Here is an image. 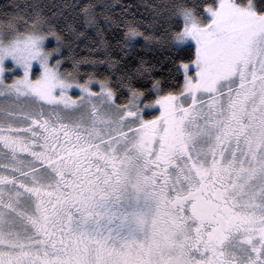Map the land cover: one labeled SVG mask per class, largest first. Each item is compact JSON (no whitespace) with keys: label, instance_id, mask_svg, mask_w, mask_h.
I'll use <instances>...</instances> for the list:
<instances>
[{"label":"snow or ice","instance_id":"1","mask_svg":"<svg viewBox=\"0 0 264 264\" xmlns=\"http://www.w3.org/2000/svg\"><path fill=\"white\" fill-rule=\"evenodd\" d=\"M34 7L24 31L0 28V42L42 33L0 52V264H264V0H170L143 22L89 0L64 32L93 29L103 59L77 58ZM6 55L24 66L11 83Z\"/></svg>","mask_w":264,"mask_h":264},{"label":"trees","instance_id":"2","mask_svg":"<svg viewBox=\"0 0 264 264\" xmlns=\"http://www.w3.org/2000/svg\"><path fill=\"white\" fill-rule=\"evenodd\" d=\"M98 2V0H95ZM105 2L115 4V13L117 18L121 16V10L124 11V16L127 19H135L136 22L147 21L151 18V9L148 7L149 4H163L168 3L170 0H105ZM89 3V0H0V28H3L5 23L11 19L13 16L17 17L16 26L20 31L25 30V25L30 24L34 19L35 5L39 4L43 10V14L51 18V22L56 26L57 30L61 34L66 36V39L71 42V46L75 49L77 53V58L81 56H98L103 59V53L96 51V45L92 43L93 40H98L99 38L95 35L93 29H87V36H82L78 40H74L73 36L64 32L65 26V17L69 20H75L77 18V9L82 7L84 4ZM68 5V7H64ZM72 5H76V8H73ZM62 10L64 16H53V13ZM103 26V25H102ZM141 30L143 31L146 27L145 24L141 23ZM79 31H85V29L76 25ZM126 29L121 23L119 26L113 24L111 27L105 26V31L103 33L104 38L112 43H115L117 38H124V33ZM45 50H51L57 47L58 42L55 37L48 36L45 40ZM137 44H143V39L138 38ZM186 49H194L193 45H185ZM64 55L68 54L67 48L61 49ZM191 53L188 51L182 53H154V52H145L143 49H137L138 56H144L146 60L150 62L155 61L157 57H163L164 55H180L186 57ZM114 58L123 57V52L118 50L113 51ZM57 58V55L53 53V56L50 58L51 62ZM127 59V57H124ZM72 64L70 61L65 60L61 65V70L65 68H71ZM82 75L84 71H92V67L87 64H82ZM111 70L109 69L106 63H102L98 66L97 76L103 78L105 75H110ZM86 78V77H84ZM98 90V89H97ZM153 115H148L146 118H152Z\"/></svg>","mask_w":264,"mask_h":264},{"label":"rangeland","instance_id":"3","mask_svg":"<svg viewBox=\"0 0 264 264\" xmlns=\"http://www.w3.org/2000/svg\"><path fill=\"white\" fill-rule=\"evenodd\" d=\"M207 19H210V17H207ZM45 44V41L42 42L41 44V47L45 50L44 48V45ZM186 45H194V43L189 40L187 42ZM46 51V50H45ZM50 63L51 60H50ZM5 69L4 73L2 74L3 75V78L5 80L6 83H11L13 82L16 78H22L23 77V74H24V66L23 65H19L16 63V61L12 58V57H7L4 59L3 61V65H2ZM42 67H41V64L39 62V60H34L32 61V67H31V71H30V78L32 79H37L39 78V76L41 75L42 73ZM92 87L94 88V90H97L98 89V85H92ZM69 94L72 95L73 97L77 96L80 94L79 90L78 89H72L69 91ZM0 99H3V98H0ZM148 115H158V112L156 110H148L146 112V116Z\"/></svg>","mask_w":264,"mask_h":264},{"label":"clouds","instance_id":"4","mask_svg":"<svg viewBox=\"0 0 264 264\" xmlns=\"http://www.w3.org/2000/svg\"><path fill=\"white\" fill-rule=\"evenodd\" d=\"M29 35L40 36V35H42V33L38 32V31L28 32V33H23V32H22V33L19 34L18 36H14V37H12V38H10V39H6V40H4L3 42H0V52H3V50L6 49V48L9 49V50L12 49L13 47L16 46V42H17L18 40L21 42V43H20V47H23V41L26 40L27 37H28ZM46 38H47V37H44L43 40H41V41L38 42V45H39V47H40L41 50H42L41 54L50 51V50L45 51V50L41 47L42 42H43ZM7 57H12V56H11V55H6V56L4 57V59L7 58Z\"/></svg>","mask_w":264,"mask_h":264}]
</instances>
